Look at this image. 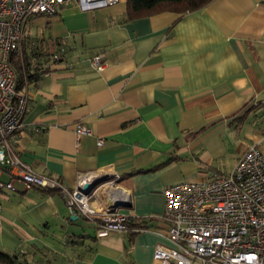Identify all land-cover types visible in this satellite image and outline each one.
<instances>
[{"label": "crops", "instance_id": "crops-1", "mask_svg": "<svg viewBox=\"0 0 264 264\" xmlns=\"http://www.w3.org/2000/svg\"><path fill=\"white\" fill-rule=\"evenodd\" d=\"M125 4L81 11L72 2L28 20L17 58L28 104L12 145L68 189L78 174H117L127 196L117 212L147 229L96 239L58 193L16 183L0 192V254L17 264H158L155 246H170L158 219L165 189L230 173L250 146L264 156V0L134 20ZM60 43L65 61L42 75L38 63ZM95 55L101 72L89 65ZM77 124L92 136L77 138Z\"/></svg>", "mask_w": 264, "mask_h": 264}, {"label": "built area", "instance_id": "built-area-1", "mask_svg": "<svg viewBox=\"0 0 264 264\" xmlns=\"http://www.w3.org/2000/svg\"><path fill=\"white\" fill-rule=\"evenodd\" d=\"M126 0H0V192L23 190L56 192L73 216L92 224L95 238L111 233L143 232L147 228H130V217L112 208L111 201L123 202L126 194L118 188L117 174L105 176L78 174L76 185L68 189L56 179L39 176L22 162L12 145L26 112L27 94L17 89L16 74L10 59L22 56L24 28L34 16H55L75 2L81 11L111 7ZM102 55L91 58L89 65L97 72L104 69ZM66 48L57 49L41 64V74L50 66L63 64ZM72 69V65H66ZM39 132V129H35ZM75 136H92V131L77 124ZM103 145L97 139V146ZM7 177V180L3 179ZM103 176V175H102ZM98 179L105 181L85 192L84 185ZM102 186L115 194L106 203L96 204L95 192ZM107 193V197H108ZM1 214V204H0ZM166 227L170 246L157 244L153 259L158 264H264V156L255 145L239 157L230 173H212L208 178L182 182L164 191V210L158 217Z\"/></svg>", "mask_w": 264, "mask_h": 264}, {"label": "trees", "instance_id": "trees-1", "mask_svg": "<svg viewBox=\"0 0 264 264\" xmlns=\"http://www.w3.org/2000/svg\"><path fill=\"white\" fill-rule=\"evenodd\" d=\"M213 0H126V18L129 20L150 17L161 13H174L178 15L195 12L204 8ZM40 58V57H39ZM19 59H10L17 80V89L21 90L25 80L26 66L19 63ZM42 63H38L41 66ZM41 71V68L38 69ZM136 228L145 227L143 223L133 225ZM15 256L8 257L0 254V264H17Z\"/></svg>", "mask_w": 264, "mask_h": 264}, {"label": "water", "instance_id": "water-1", "mask_svg": "<svg viewBox=\"0 0 264 264\" xmlns=\"http://www.w3.org/2000/svg\"><path fill=\"white\" fill-rule=\"evenodd\" d=\"M104 181H105V179H98L92 185L86 184V185H84L83 190L85 192H89V191L95 189L96 187L100 186ZM110 201H111L113 209H118V208L123 207L125 205L124 203H121L118 201H112V200H110Z\"/></svg>", "mask_w": 264, "mask_h": 264}, {"label": "bare ground", "instance_id": "bare-ground-1", "mask_svg": "<svg viewBox=\"0 0 264 264\" xmlns=\"http://www.w3.org/2000/svg\"><path fill=\"white\" fill-rule=\"evenodd\" d=\"M106 187L102 186L100 187L96 192L95 195L97 196V198H101L102 201H104L103 203H106V201H108L110 198H112L115 194H117L115 191H111L108 192V197L105 195L106 193ZM101 204V203H100Z\"/></svg>", "mask_w": 264, "mask_h": 264}]
</instances>
